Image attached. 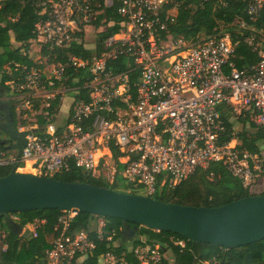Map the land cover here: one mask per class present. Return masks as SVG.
<instances>
[{
	"label": "built area",
	"instance_id": "2783aa9c",
	"mask_svg": "<svg viewBox=\"0 0 264 264\" xmlns=\"http://www.w3.org/2000/svg\"><path fill=\"white\" fill-rule=\"evenodd\" d=\"M244 3L255 21L264 0ZM42 5L46 18L35 25L33 64H15L21 76L7 82L10 101L19 105L16 127L26 131L25 143L19 157L0 149V166L17 163L18 171L52 176L72 161L107 183L121 177L133 188L145 187L153 197L162 185H176L196 169L221 162L244 188L264 191V144L251 152L240 147L238 134L251 123L264 133V26L236 18L235 41L230 33L186 40L168 33L177 13L173 0H46ZM106 8L119 21L100 53L88 59L65 52L59 60L73 43L88 48L86 30L95 28L99 16L101 30L114 24H104ZM239 42L257 55L249 68L235 65ZM123 57L127 61L121 63ZM57 90L72 94L61 121L58 109L50 110ZM84 91L87 100L75 98ZM30 114L35 120L26 121ZM71 216L55 226L44 264H81L94 247L89 231H68ZM103 225L96 228L99 237ZM168 239L180 248L186 244L181 237ZM131 251L139 264H156L165 256L158 243ZM101 264L131 263L123 254L106 252Z\"/></svg>",
	"mask_w": 264,
	"mask_h": 264
},
{
	"label": "trees",
	"instance_id": "16d2710c",
	"mask_svg": "<svg viewBox=\"0 0 264 264\" xmlns=\"http://www.w3.org/2000/svg\"><path fill=\"white\" fill-rule=\"evenodd\" d=\"M46 0H0V89L9 90L7 82L21 76L20 69H15V64L30 66L33 64V53L31 41L36 38L34 33L35 25L46 18L42 2ZM176 4L177 13L174 22L169 24L168 33L172 38L182 36L186 40H196L201 36H208L216 33H230L233 41L240 30L234 19L240 18L248 24L256 27L264 26V8L255 21H250L245 9L244 0H173ZM170 4L166 5L169 7ZM107 21L113 20L114 24L105 26L98 31L95 47L85 48L83 43H73L69 48L59 53L58 59L63 60L62 54L68 52L82 58L90 59L102 50L103 40L115 32L118 28L119 17L111 13V9H105ZM102 15L94 22V27L101 24ZM12 39L16 45L13 44ZM235 65L238 69L249 68L257 61V55L243 42L237 43L235 47ZM121 63L127 61L121 58ZM108 65H112L109 62ZM118 68H121L120 66ZM80 76V74H79ZM81 80V78H80ZM69 84L77 85L79 82ZM88 96L86 92L76 94L75 98ZM62 95L57 94L51 101V109L59 108ZM10 112L16 124L17 118L14 107L10 105ZM55 112V110H54ZM229 113H226V118ZM39 123H43L41 117ZM229 125V124H228ZM230 126V125H229ZM249 130L239 132L241 148L251 152H257L264 144V133L256 130L251 123ZM3 132L0 129V140ZM0 149L6 150L0 143ZM12 165H1L0 176L7 175ZM52 177L57 180L70 182H85L101 187H111L102 178L94 177L89 172L69 162L67 169L56 171ZM121 179V178H120ZM130 186V185H129ZM130 193H139L136 188ZM244 188L239 179L234 177L221 162H211L206 168H198L178 184L169 186L167 184L157 188L153 197L164 201L194 206H219L232 200L248 195H256ZM258 194H264V191ZM67 211L59 209H32L13 213L21 226L36 224L34 233L27 237L20 233L11 231L6 224L8 213H0V264H44L45 249L49 246L48 237L55 234V226L59 219ZM103 219L102 235L96 233L95 220ZM124 222L118 217L96 216L86 212H77L68 219V231L73 232L79 229L89 231L94 242V247L86 255L81 264H101V256L106 252H112L118 256H124L131 264H139L133 257L131 249L139 244L158 243L162 253L170 252L171 259L164 256L156 264H264V239L255 241L237 248H224L215 244L195 242L186 239L181 234L163 230L155 231L142 225H137L135 238L131 246L115 242L123 237L122 226ZM130 227L134 224H129ZM4 232V236H1ZM114 233L110 239L107 237ZM185 239V246L180 248L173 245L169 236ZM5 246V247H3Z\"/></svg>",
	"mask_w": 264,
	"mask_h": 264
},
{
	"label": "water",
	"instance_id": "95a60500",
	"mask_svg": "<svg viewBox=\"0 0 264 264\" xmlns=\"http://www.w3.org/2000/svg\"><path fill=\"white\" fill-rule=\"evenodd\" d=\"M0 143L19 157L26 131L17 129L13 117L1 127ZM0 176V213L32 209H59L96 216L118 217L135 234L137 225L181 234L186 239L237 248L264 239V194L248 195L209 207L164 202L148 195L118 191L85 182L62 181L52 176L18 171ZM134 224L130 227L129 224ZM7 227L21 226L6 218Z\"/></svg>",
	"mask_w": 264,
	"mask_h": 264
},
{
	"label": "rangeland",
	"instance_id": "374dc122",
	"mask_svg": "<svg viewBox=\"0 0 264 264\" xmlns=\"http://www.w3.org/2000/svg\"><path fill=\"white\" fill-rule=\"evenodd\" d=\"M102 28H103V25H102ZM99 30H101L100 27L98 29L97 28H93V27L87 28L86 34H85V42H86L85 44H87L86 47H88L89 49H92V48L95 47V43H96V40H97V33H98ZM6 92H7V94L5 96L3 95L5 98L3 97V100H1V101H4V102L9 101L10 102V104L14 107V110H15V113H16V118H17V115L19 113V105L17 103H15L14 101L11 102L9 97L6 98L8 96V94H10V89H9V91H6ZM56 92L59 93L60 95L63 94L62 95L63 99H62V102H61V106L58 109V115H57V120L61 121V120L64 119V117L66 115V111H67V108H68L67 106L71 102V96L70 95H72V94H70L69 92L64 94V93H62L59 90H57ZM56 92L54 93V95L56 94ZM33 120H35V114L28 115V118L26 119V121H33ZM243 130H249V128H244ZM238 131H239V128H238ZM6 152H7V155H9V156H15L16 155V150L6 149ZM23 171L33 173L32 170H28V169H26V170L23 169ZM108 181L110 182V180H108ZM109 182L107 184H109L115 190L124 191V192H130L131 191V189L128 188L130 186L127 185L122 178L119 179V181L115 180L113 183H109ZM136 189L139 192L138 194L147 195V191L145 190V187H139V188H136ZM72 213H73L72 211L71 212H66V213H64L63 216L74 215ZM13 216H14V214L10 213L8 215V218L16 221L17 219H14ZM102 224H103V219L101 217H98L95 220L94 227L98 228ZM33 226L36 227V224H34ZM32 233H34V229H33L32 226L27 227L25 225V226L21 227V229H20V234L24 235V237H27V236H29ZM135 236H136V234H134V237H132L131 239L133 240L135 238ZM49 238H50V236L48 237V239ZM115 243L125 244L127 247H130L132 242L131 243L130 242H125L124 238L122 237L121 239H118ZM165 256L168 257L169 259H171L170 258L171 255H170L169 251L165 252ZM170 264H173L172 260H170Z\"/></svg>",
	"mask_w": 264,
	"mask_h": 264
},
{
	"label": "flooded vegetation",
	"instance_id": "af4514ba",
	"mask_svg": "<svg viewBox=\"0 0 264 264\" xmlns=\"http://www.w3.org/2000/svg\"><path fill=\"white\" fill-rule=\"evenodd\" d=\"M2 110H0V129L2 126H4L5 123H7L10 118H11V112L10 109H8L7 106L3 107ZM5 134H3L2 138L4 137ZM125 232L123 233V238L125 242H132L133 240L131 239L132 237H134V234H132V229L127 228L124 230Z\"/></svg>",
	"mask_w": 264,
	"mask_h": 264
},
{
	"label": "crops",
	"instance_id": "0c3cea01",
	"mask_svg": "<svg viewBox=\"0 0 264 264\" xmlns=\"http://www.w3.org/2000/svg\"><path fill=\"white\" fill-rule=\"evenodd\" d=\"M12 41H13V44H15L16 45V43H15V41L12 39ZM31 43H32V45H31V49L35 46V43H34V40H32L31 41ZM32 51V50H31ZM32 53H33V51H32ZM34 55V54H33ZM6 91H9V90H5L4 91V89H0V110H2L3 111V107H5V106H7L8 107V109L10 108V102L9 101H6V102H4V101H1V100H3V97L7 94V92ZM4 95V96H3ZM8 96H9V94H8ZM8 96L6 97V98H8ZM5 98V97H4ZM62 99H63V97L61 98V102H62ZM61 102H60V105H59V108H60V106H61ZM70 104V103H69ZM69 106V105H68ZM67 106V107H68ZM58 108V109H59ZM5 137V136H4ZM4 137H3V139H4ZM34 224H27L26 226L27 227H30V226H32L33 227V229H34V226H33Z\"/></svg>",
	"mask_w": 264,
	"mask_h": 264
}]
</instances>
